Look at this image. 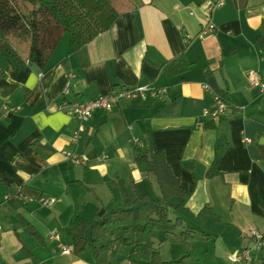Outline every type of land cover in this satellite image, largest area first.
Here are the masks:
<instances>
[{
    "label": "crops",
    "instance_id": "crops-1",
    "mask_svg": "<svg viewBox=\"0 0 264 264\" xmlns=\"http://www.w3.org/2000/svg\"><path fill=\"white\" fill-rule=\"evenodd\" d=\"M214 1L132 0L133 8L74 52L62 34L42 68L11 66L0 53V108H12L0 118V264H94L91 247L63 253L49 232L57 229L60 242L71 246L66 228L76 216L91 218L101 206L121 204L114 178L129 191L135 184L158 199L155 180L135 159L149 148L162 153L184 191L183 197L168 200L169 207L198 220L194 227L182 216L171 218H181L192 230L189 249L179 241L183 256H190L199 228L215 254L194 264H260L259 256L252 260L258 249L249 232L264 231V164L259 159L264 92L248 83L246 71L257 70L264 82V50L256 41L264 0H222L213 6ZM210 25L213 29L203 33ZM179 54L188 70L164 75L163 63ZM206 83L228 92L226 111L218 119L202 114L215 108ZM144 84L165 92L120 99L108 111H94L76 139L79 120L58 109L62 101H86ZM40 195L55 200L43 206ZM162 235L161 241L177 240ZM240 248L251 250L250 259L231 263L227 255ZM155 249L169 261L160 247Z\"/></svg>",
    "mask_w": 264,
    "mask_h": 264
},
{
    "label": "trees",
    "instance_id": "trees-1",
    "mask_svg": "<svg viewBox=\"0 0 264 264\" xmlns=\"http://www.w3.org/2000/svg\"><path fill=\"white\" fill-rule=\"evenodd\" d=\"M133 7L132 0H0V53L11 66L24 68L27 63H33L42 68L62 34L68 35L69 51L74 52ZM256 41L264 50V22ZM188 68L189 63L179 54L163 63L161 71L173 76L183 74ZM208 73L206 71V75ZM212 89L228 104L225 89ZM135 159L145 163L146 171L158 186L159 198L149 197L135 184L129 191L121 178H114L112 183L121 204L111 209L101 206L91 218L76 216L75 222L66 228L72 252L91 247L94 264H115L113 259L119 247L132 246L137 256L147 259L149 264H182L184 256L163 261L153 238L160 231L173 235L189 249L191 228L186 227L181 218L172 220L168 215L171 206L168 200L183 197L184 191L178 187L177 178L159 150L149 148ZM259 159L264 164V146H259ZM212 173L214 167L209 170V174ZM8 200L15 201L14 197ZM260 235L257 254L260 264H264V231Z\"/></svg>",
    "mask_w": 264,
    "mask_h": 264
},
{
    "label": "built area",
    "instance_id": "built-area-1",
    "mask_svg": "<svg viewBox=\"0 0 264 264\" xmlns=\"http://www.w3.org/2000/svg\"><path fill=\"white\" fill-rule=\"evenodd\" d=\"M222 3V0H215L213 3L214 5H220ZM213 28L212 26H208L203 29V33H206L208 31H211ZM246 77L248 80V83L253 86L259 88L261 92H264V82L260 79L259 73L255 69H249L246 71ZM203 88L207 91H210L214 100H215V108L212 111H209L208 109H203L202 114L209 115L211 118H216L218 115L224 112L227 105L225 102L221 100L219 95L213 91V89L210 87L209 84H203ZM63 91L67 92V84ZM165 92V89L163 87H156L154 85L150 84H144L139 85L137 87H123L117 91H113L111 93L106 94H100L92 99L86 100V101H62L58 104V109L65 111L66 113H69L71 115H74L79 120V124L77 125L76 129L73 132L72 137L74 139L77 138L78 134L83 131L84 129V122L87 121L92 113L97 110L101 111H108L110 110L114 103L117 102L120 99H131V98H141L145 99L147 96L150 97H157L158 95ZM12 111V108H8L7 106L3 105L0 108V118L6 117L9 115ZM131 141L133 143H137V138H131ZM68 155L69 153H65ZM74 158L77 162H82V159L73 155H70ZM9 197H5L7 200ZM38 202L43 206H50L54 202L53 197L40 195L37 198ZM0 234H1V226H0ZM251 237L254 238V246L258 249V247L261 244V235L256 230H251L249 232ZM49 239L56 240L58 242V247L60 248L61 252L63 253H69L72 250V247L69 245H64L59 240V234L57 229H52L49 232ZM251 257V250L248 248H240L235 249L232 253L227 255V259L231 263H238L241 261H247Z\"/></svg>",
    "mask_w": 264,
    "mask_h": 264
},
{
    "label": "rangeland",
    "instance_id": "rangeland-1",
    "mask_svg": "<svg viewBox=\"0 0 264 264\" xmlns=\"http://www.w3.org/2000/svg\"><path fill=\"white\" fill-rule=\"evenodd\" d=\"M226 105H227V103H226ZM225 111H226V109L224 110L223 113L218 115L215 119L220 118L225 113ZM168 215L170 218H174L176 216H182L185 219L186 225L194 226V227H195V225L197 226V221H198V220H196L197 218H193L192 216H189L187 214H182V213L176 211L175 209H171V207H169V209H168ZM200 219H201V217H200ZM197 229H198L197 236H195L193 238V240L191 241L192 245L194 246V249L192 250L190 256H187V257L184 256L182 264H194V261L196 259L203 261L207 257H209L210 255H211V257H213L215 254L214 250H213L214 249L213 242H210L207 240L204 241L203 240L204 237H202V235H200L199 228H197ZM252 230H256V229H252ZM162 237H163V235L159 231V232H157L156 236L153 239L155 242V246L160 247L161 254H163V258L165 260H170L171 258H178V257L185 255L186 250L184 248V245L181 244L178 240H176L174 242V239L172 240L170 238V240H164L163 239L161 241ZM88 249H90V248H88ZM257 256H258V254H254L253 255L254 258H252V260L255 259ZM219 257L221 258L222 255H219ZM132 258H135V257H134V255H132L131 247L120 246L115 257H114V259H113V262L115 264H126L127 261H129L130 259L133 260ZM134 261L135 262H133V264H136V262L138 264H147L146 261H144L143 259L135 258Z\"/></svg>",
    "mask_w": 264,
    "mask_h": 264
}]
</instances>
